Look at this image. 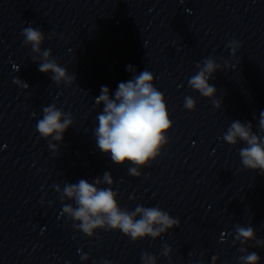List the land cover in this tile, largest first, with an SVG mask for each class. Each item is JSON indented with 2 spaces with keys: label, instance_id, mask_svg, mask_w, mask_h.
<instances>
[{
  "label": "clouds",
  "instance_id": "1",
  "mask_svg": "<svg viewBox=\"0 0 264 264\" xmlns=\"http://www.w3.org/2000/svg\"><path fill=\"white\" fill-rule=\"evenodd\" d=\"M21 35L24 37L23 45L30 46L36 54L31 59L38 65L40 72L52 73L51 80L56 85L63 83L71 86L76 81L75 75H70L66 68L57 63L50 49L42 50L45 34L39 28L30 25L23 28ZM227 47L231 55L235 56L241 43L233 39ZM14 67L19 70V66ZM196 68L198 71L188 79V86L201 96L210 98L213 106L220 109L222 102L215 99L218 90L209 81L215 79V73L222 70V65L209 56L203 62H198ZM127 71L133 73V77L118 84L114 98L107 86H101L100 95L94 98L95 104L102 105L103 110L96 117L98 126L94 128L93 135L98 149L110 155L115 165H130L128 173L140 177V169L151 166L169 143L167 133L172 129L173 121L164 93L154 86V74L147 69L136 74L132 65L127 66ZM13 82L22 89L29 88L19 77L14 78ZM196 103L192 96H185L183 107L188 111H195ZM42 111L43 117L37 121L36 130L42 138L49 141V148L57 152V145L52 141H63L65 131L74 123V117L71 112H65L55 104L43 107ZM258 131L264 133V111L259 113ZM222 139L232 146L244 142L246 147L239 149L243 167L259 170L264 175V135L254 132L251 122L232 121ZM113 185L111 172L105 171L103 176L95 177L92 182L80 179L77 183L65 182L63 189L59 185L53 187L63 205L62 215L72 222L77 232L88 238L95 237L97 231L102 230L119 231L133 243L146 238L154 241L180 226L178 218L158 206L137 205L133 211L121 208L119 192L113 190ZM65 201H72L73 204ZM250 241H255L256 246L264 247V240L257 238L256 230L252 226L237 223L233 244L239 242V252L243 253L238 257V264H259V254L255 251L249 252L244 247ZM172 252L169 245H163L161 255L169 261ZM81 260L88 261V254L81 255ZM140 260L142 264H157V257L148 252H142ZM217 260L218 257L213 256L212 264H216ZM103 264H112V261L103 259Z\"/></svg>",
  "mask_w": 264,
  "mask_h": 264
}]
</instances>
